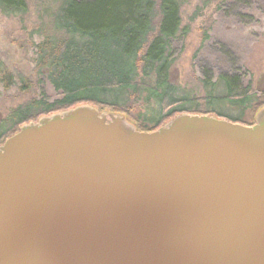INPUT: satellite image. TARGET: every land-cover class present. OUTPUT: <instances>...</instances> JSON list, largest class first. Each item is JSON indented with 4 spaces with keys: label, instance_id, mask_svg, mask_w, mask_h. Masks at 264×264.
Listing matches in <instances>:
<instances>
[{
    "label": "water",
    "instance_id": "95a60500",
    "mask_svg": "<svg viewBox=\"0 0 264 264\" xmlns=\"http://www.w3.org/2000/svg\"><path fill=\"white\" fill-rule=\"evenodd\" d=\"M0 264H264V109L21 126L0 146Z\"/></svg>",
    "mask_w": 264,
    "mask_h": 264
},
{
    "label": "trees",
    "instance_id": "16d2710c",
    "mask_svg": "<svg viewBox=\"0 0 264 264\" xmlns=\"http://www.w3.org/2000/svg\"><path fill=\"white\" fill-rule=\"evenodd\" d=\"M183 0H61L55 17L56 33L37 46V67L60 97L45 98L12 109L0 122V146L20 127L38 122L41 117L63 113L81 105L122 114L136 128L152 132L180 114L215 116L245 122L241 115L251 107L253 120L264 109V91L253 93L237 76L221 75L212 84L207 98L180 94L171 82L172 40L187 35L182 25ZM6 15L27 12L26 0H0ZM57 34L59 36H57ZM1 67V66H0ZM5 88L14 86L7 71L0 68ZM27 85L23 86L26 89ZM220 88L218 94L214 91ZM139 101L150 109L148 121L137 120L129 110ZM203 101L241 111L232 116L203 109ZM250 106V107H248ZM34 111V112H32Z\"/></svg>",
    "mask_w": 264,
    "mask_h": 264
},
{
    "label": "rangeland",
    "instance_id": "374dc122",
    "mask_svg": "<svg viewBox=\"0 0 264 264\" xmlns=\"http://www.w3.org/2000/svg\"><path fill=\"white\" fill-rule=\"evenodd\" d=\"M60 2L26 0L27 12L18 15H6L0 9V68L15 83L7 89L0 79V122L12 109L33 100L53 101L60 97L36 64V46L56 33L55 17ZM181 16L188 33L172 40L171 68V82L180 94L208 99L212 84L218 80L222 83L221 75L237 76L244 86L251 84L257 96L264 91V0H183ZM25 84L27 88L23 89ZM218 89L221 90L216 88L215 94ZM203 105V109L215 107L232 116L241 113L228 103L211 106L203 101ZM149 108L155 106L139 101L129 112L141 122L148 121ZM98 112L108 119L112 115L124 117L136 127L134 121L122 114ZM257 115L253 120L250 107L241 117L251 123L256 122Z\"/></svg>",
    "mask_w": 264,
    "mask_h": 264
},
{
    "label": "bare ground",
    "instance_id": "6f19581e",
    "mask_svg": "<svg viewBox=\"0 0 264 264\" xmlns=\"http://www.w3.org/2000/svg\"><path fill=\"white\" fill-rule=\"evenodd\" d=\"M104 115V114H103ZM104 116H106V115H104Z\"/></svg>",
    "mask_w": 264,
    "mask_h": 264
}]
</instances>
